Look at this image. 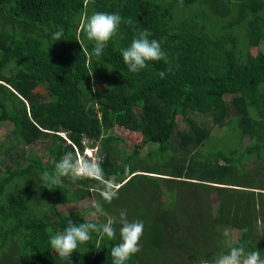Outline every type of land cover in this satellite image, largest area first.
<instances>
[{
	"label": "trees",
	"instance_id": "trees-1",
	"mask_svg": "<svg viewBox=\"0 0 264 264\" xmlns=\"http://www.w3.org/2000/svg\"><path fill=\"white\" fill-rule=\"evenodd\" d=\"M96 12L118 13L132 21L122 20L99 58L83 31L86 18ZM144 29L151 33L150 40L160 42L167 62L150 61L133 73L121 50ZM59 30L62 40L55 41L52 34ZM252 46L254 54L249 51ZM251 81L260 88L257 99ZM195 111L204 117L195 119ZM177 114L185 128H176ZM1 120L12 125L7 139H0V252L6 254L14 246L19 264H113L111 250L120 242L119 225L116 239L91 233L69 259L60 258L49 242L53 232L64 231L69 219L103 223L107 216H117L101 200L99 181L62 177L57 188L47 191L52 190L58 202L77 200L96 188L95 200L103 204L106 215L87 218L79 210H53L52 218L41 203L35 205L34 190L43 186L42 174L53 173V162L65 152L78 156L76 149L82 150L84 138L98 142L102 179L114 181L118 188L141 174L134 171L146 170L156 173L143 174L153 182L154 192L164 185V199L183 185L197 193L217 191L213 208L205 200L203 208L175 209L167 204L158 209L160 219L149 217L141 250L126 264H153L150 259L158 258L156 253L172 252L166 251L168 245L179 253L188 251L190 262L208 264L230 247L258 252L264 260L256 224L261 198L255 190L264 186L254 185L246 168L253 161L264 173V0H0ZM231 120L237 133L247 138L245 145L236 143L237 154L211 147L215 134L210 131L217 125L224 124L236 137ZM114 126L138 130L141 136L131 153L121 151L120 161L111 144ZM38 140L43 143L41 155L24 149ZM208 140L210 150L198 153L197 146ZM147 142L157 143L159 151L176 146L189 154L177 160L172 155L169 168L167 163L163 168L132 167L129 159ZM151 155L145 152L146 158ZM167 225L173 230L168 245ZM227 228L234 231L233 240L223 235Z\"/></svg>",
	"mask_w": 264,
	"mask_h": 264
},
{
	"label": "rangeland",
	"instance_id": "rangeland-1",
	"mask_svg": "<svg viewBox=\"0 0 264 264\" xmlns=\"http://www.w3.org/2000/svg\"><path fill=\"white\" fill-rule=\"evenodd\" d=\"M261 47L263 46L260 44ZM249 51L254 54L256 52V46H252L249 48ZM7 70H4L5 73H8L10 70V66H7ZM38 89L40 87H37ZM251 92L255 99H257L258 93L260 92V88L257 86L255 81H251L250 83ZM224 98L227 99L228 95H224ZM258 101V100H255ZM194 118L199 119L200 117H204L199 112L195 111ZM176 128H185V124L181 120V115L177 114L176 116ZM232 130L234 132V135L237 133L236 130V124L232 122ZM11 123L6 120L0 121V139H7V134L9 133V130L11 129ZM224 124L217 125V128H212L211 133L215 134V139L211 140V142H214L211 147L217 146L220 147L224 152L237 154V146L236 143H240V145H245L247 143V138L245 136H241L239 132L236 134V137L232 138L231 130L227 132V130L224 128ZM112 132L115 135V139L111 142L112 145H115L117 147V150L115 152V155L117 156V159L120 161L123 159L122 152L126 151L128 153H131L133 151L134 144H138L140 142V133L138 130H129L124 128L123 126H114L112 129ZM91 140L84 138L82 140L83 144L88 145L93 151H96L98 148V142H90ZM209 140L203 144L197 146L198 153H205L210 150L209 147ZM157 143L153 142H147L146 144H143L142 146H137L138 153L136 156H133L129 159V164L132 167H140L141 169H144L142 167H155V168H163L164 165L167 163L168 168L172 165L170 164V158L172 155L176 158H180V155H184L187 157L189 154L188 151H183L176 146H174V149L171 148L169 150H157L156 147ZM153 146V147H152ZM24 149H31L33 152H35L38 155H41L43 152V143L42 141L38 140L34 142L31 145H24ZM96 149V150H95ZM179 149V150H177ZM79 152V156L76 154V158L82 159V153L80 152V149L77 150ZM88 151V150H87ZM90 151V152H91ZM149 151L151 152V159L146 158L145 152ZM86 154V153H85ZM84 154V155H85ZM103 153H99L101 156ZM179 155V156H178ZM86 156V155H85ZM156 158L154 159V157ZM42 159H45V156H41ZM97 157V156H96ZM166 157V159L163 161L162 158ZM89 158V157H88ZM96 160V158H94ZM218 162H222L221 158L217 159ZM5 162V161H4ZM163 162V163H162ZM6 164L10 163V160L8 159V162H5ZM4 163H1V166L3 167ZM247 168V174L254 180V185L258 186H264L263 181V172L261 171V166L253 161H249V163L246 165ZM168 170V169H167ZM134 172H138L141 174H136V176H133L127 183L122 184L120 188H118V198H115L111 204L112 210L117 214V217L119 216V210L126 209L127 211V219L129 221H134L139 217V221H142L144 226H147V222L150 219L149 217L152 215L155 220H159L160 217L156 216L158 209H162L165 205L170 204L173 208L179 209L184 207H193V206H201L202 208L205 205V200L207 201L208 207L213 208L216 206L217 203V191L210 189L207 193L203 191V193H197L196 191H193V189L188 185H183L181 190L179 192L173 194V197L170 199H164L167 198V194L164 189V178L157 179L158 182L162 183V187L160 188V192L156 191L154 192V185L153 182L147 178H145V175L143 174H155L154 172L150 171H142V170H136ZM117 185V183H115ZM179 187L182 185L178 182H175ZM227 186V185H226ZM176 186L174 187L173 191H176ZM94 190H97L96 188L90 189V193L85 196L78 198L77 200L72 201H54L55 194L51 190L47 191L46 187H43L41 185H38L34 192L36 203L35 205L42 204L43 210L48 216H52V218H55L53 215V210L56 211H68V210H79L85 217L87 218H96L98 212L95 211V209L92 207V200L95 199L94 196ZM259 192V197L261 200L258 201L256 204V211L257 219L256 224L258 226L259 230V243L262 248H264V188L258 187L255 188ZM141 213V215H139ZM162 223H164L162 221ZM194 224V223H192ZM165 226V224H164ZM177 226V223L174 224V228ZM166 237L164 238V243L168 245L170 243V239L172 237V227L166 226ZM56 232H53L55 234ZM170 234V236L168 235ZM223 235L228 237V239L233 240L234 239V231H230L229 228L224 229ZM166 251H172V252H162V253H156V256L158 258H151L153 264H207L206 261H196V262H190L189 252L184 251L183 253H179L175 251L176 248L169 247ZM174 251V252H173ZM3 251L0 252V264H19L18 257L16 255V248L12 246V251L3 254ZM163 253H166L163 255ZM20 254H18L19 256ZM141 255V253H140ZM152 255V254H151ZM208 264H216L215 261H208Z\"/></svg>",
	"mask_w": 264,
	"mask_h": 264
},
{
	"label": "clouds",
	"instance_id": "clouds-1",
	"mask_svg": "<svg viewBox=\"0 0 264 264\" xmlns=\"http://www.w3.org/2000/svg\"><path fill=\"white\" fill-rule=\"evenodd\" d=\"M122 20L123 18L118 13L103 12H96L86 18L83 31L87 39L94 42L92 52L97 58L103 54L109 40L117 33ZM123 22L132 23L131 19L123 20ZM62 35L63 31L59 30L52 34V38L55 41L62 40ZM150 36L151 33L144 29L139 32L127 48L121 50L123 61L130 72L136 73L145 69L150 61L164 60L167 62L166 54L163 52L160 42L156 39L150 40ZM164 76L165 73L161 72V79ZM91 150L88 145L83 144L80 151L83 160L74 157L72 152H65L59 161L53 162V173L45 171L42 174L43 186L48 189L57 188L62 177H69L73 181L84 178L95 179L101 185L98 193L101 200L103 203L111 204L115 198H118V187L114 181L105 182L102 179V170L99 163L94 159L97 150L95 149L96 151L93 152ZM87 159L90 162L85 161ZM92 207L100 215H106L100 201L93 199ZM117 225H119L120 242L112 248L111 256L113 264H126V261L140 252L139 242L144 231L142 221H129L127 219L126 209L119 210L118 217L107 216L103 223L83 222L77 224L69 219L63 232L50 235V246L60 258L69 259L80 244L91 239V233H96L100 238L106 236L109 240L116 239ZM215 262L216 264H264V260L260 258L258 252L245 253L243 248L236 247H230L227 254H220Z\"/></svg>",
	"mask_w": 264,
	"mask_h": 264
},
{
	"label": "built area",
	"instance_id": "built-area-1",
	"mask_svg": "<svg viewBox=\"0 0 264 264\" xmlns=\"http://www.w3.org/2000/svg\"><path fill=\"white\" fill-rule=\"evenodd\" d=\"M96 159H97V157H96Z\"/></svg>",
	"mask_w": 264,
	"mask_h": 264
}]
</instances>
